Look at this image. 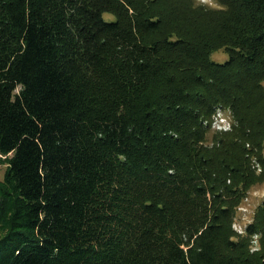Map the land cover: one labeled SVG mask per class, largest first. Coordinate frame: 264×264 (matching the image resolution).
Masks as SVG:
<instances>
[{
    "label": "trees",
    "instance_id": "obj_1",
    "mask_svg": "<svg viewBox=\"0 0 264 264\" xmlns=\"http://www.w3.org/2000/svg\"><path fill=\"white\" fill-rule=\"evenodd\" d=\"M215 1L0 0V264H264V0Z\"/></svg>",
    "mask_w": 264,
    "mask_h": 264
},
{
    "label": "rangeland",
    "instance_id": "obj_2",
    "mask_svg": "<svg viewBox=\"0 0 264 264\" xmlns=\"http://www.w3.org/2000/svg\"><path fill=\"white\" fill-rule=\"evenodd\" d=\"M203 1V0H201ZM204 2H209L211 5H215L216 1L215 0H204ZM106 17H111L114 15L110 13L105 14ZM211 58L219 61V62H224L228 58V53L224 51L223 49H219L214 51L211 54ZM253 157V156H252ZM251 157V165L252 167L256 170L254 166V162ZM7 164L3 161L0 160V179L3 178L5 170H6ZM258 173V172H257ZM264 200V182H259L249 190L247 197L244 199L242 202L243 206H245V215H247V218H243V216H240L241 214V209H237L236 217H235V223L237 226H243L246 225L250 219H252L253 214L255 212L256 207ZM242 208V207H241ZM256 240H254V248H259V243L257 241V235L255 236Z\"/></svg>",
    "mask_w": 264,
    "mask_h": 264
},
{
    "label": "built area",
    "instance_id": "obj_3",
    "mask_svg": "<svg viewBox=\"0 0 264 264\" xmlns=\"http://www.w3.org/2000/svg\"><path fill=\"white\" fill-rule=\"evenodd\" d=\"M232 124H233V116H232L231 110L229 108H224L222 106H218L215 113L212 116L211 128L214 130H219V131H227V130L232 129ZM252 160L254 162V166L256 168V171L257 172L262 171V164H261L260 160L256 156H253ZM238 208L241 209L240 216H243V218H247V215H245V213H247V212H245V211H247V210H245L246 209L245 206H243V204H241ZM250 221H252V219H250ZM246 225H244V227L243 226H237L235 221H234V227L238 230V232H241V233L244 232Z\"/></svg>",
    "mask_w": 264,
    "mask_h": 264
},
{
    "label": "clouds",
    "instance_id": "obj_4",
    "mask_svg": "<svg viewBox=\"0 0 264 264\" xmlns=\"http://www.w3.org/2000/svg\"><path fill=\"white\" fill-rule=\"evenodd\" d=\"M204 1V0H203Z\"/></svg>",
    "mask_w": 264,
    "mask_h": 264
}]
</instances>
